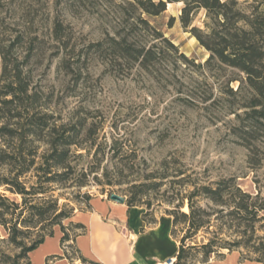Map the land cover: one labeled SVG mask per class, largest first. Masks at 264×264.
I'll return each mask as SVG.
<instances>
[{"label": "trees", "instance_id": "16d2710c", "mask_svg": "<svg viewBox=\"0 0 264 264\" xmlns=\"http://www.w3.org/2000/svg\"><path fill=\"white\" fill-rule=\"evenodd\" d=\"M175 2L184 3L180 14L183 27L210 52L204 67L210 72L239 71L237 76L227 77L221 89L230 97L232 112L238 118L239 111L245 115L239 130L251 139L260 138L258 131H264V0H123L121 7L128 30L109 35L92 46L106 53L112 63L138 65L150 72L162 60L172 64L177 60L192 62L144 17L158 16ZM202 10L203 28L194 25ZM64 36L61 21L54 19L45 30L42 19L24 0H0V187L23 197L22 202H17L0 192V225L8 230L9 240L21 247L15 264H33L30 253L47 237L54 236L56 225H61L63 231L60 242L64 254L47 257V264L61 258H67L70 264H103L85 257L75 244L86 226L73 221L74 214L60 208L57 198L40 195L47 193L52 183L66 185L73 179V157L83 144L81 138L95 132L81 109L66 115L58 112L54 91L45 90L35 81L38 66L49 48L56 49L54 55L66 50L62 65L66 70L72 69L70 57L74 49L68 50L69 38ZM48 41L53 44L47 45ZM234 81H239L236 88L231 86ZM30 174L34 181L28 177ZM169 176L163 173L160 178ZM164 182L155 181L149 186L159 188ZM170 182L180 185L175 194L180 201L168 211L171 234L179 243L176 264H206L212 255L223 259L232 251L240 253L241 261L264 263V234L260 233L264 231V195L260 189L255 194L245 191L237 176L209 181L182 177ZM139 198L132 194L126 203L129 207L142 206ZM185 202L188 211L182 210ZM150 214L145 211L143 219L148 224L157 223L158 219ZM63 219H71L78 230L75 235L62 224ZM179 226L185 231L180 238L176 232ZM226 230L234 237H225ZM201 231L211 235L201 243L188 245L187 240H194ZM32 232H36V237L28 244L25 239Z\"/></svg>", "mask_w": 264, "mask_h": 264}, {"label": "rangeland", "instance_id": "374dc122", "mask_svg": "<svg viewBox=\"0 0 264 264\" xmlns=\"http://www.w3.org/2000/svg\"><path fill=\"white\" fill-rule=\"evenodd\" d=\"M24 1L32 5L45 30L54 19L61 21L64 39L69 38L68 50L74 49L70 57L72 69L66 70L62 57L67 51L54 55L56 49L49 48L38 66L35 81L45 90L54 91L58 112L66 115L81 109L95 129L81 138L83 144L73 157V179L66 185L52 183L47 193L40 195L57 198L60 208L75 215L90 208L89 198H110L113 192L128 198L136 193L143 201L139 207L163 222L170 217L168 211L180 201L175 195L180 185L171 183L172 179L209 181L237 176L242 189L254 194L260 189L264 195V131H258V139L241 132L239 127L243 126L245 115L239 111L238 118L232 112L230 97L221 89L227 77L240 73L233 69L210 72L204 67L210 52L183 27V2L168 4L167 10L158 16L144 17L192 62L177 60L172 64L162 60L150 72L138 65L112 63L106 53L92 46L109 35L128 30L121 7L123 0ZM204 19L202 10L194 25L203 28ZM50 44L53 42L48 41L47 45ZM238 85L239 81L231 83L235 88ZM163 173L171 176L160 178ZM28 177L35 180L31 174ZM155 181L165 182L153 189L149 184ZM0 192L11 200H23L22 195L3 187ZM185 204L182 210L188 211ZM70 221L63 219L62 224L75 235L78 230ZM54 229L63 234L61 225ZM176 232L178 238L185 233L181 226ZM210 235L201 231L187 243H201ZM224 236L234 237L228 230ZM35 237L36 232H32L25 241L30 244ZM20 251L21 247L9 240L8 230L0 225V264H15Z\"/></svg>", "mask_w": 264, "mask_h": 264}, {"label": "crops", "instance_id": "0c3cea01", "mask_svg": "<svg viewBox=\"0 0 264 264\" xmlns=\"http://www.w3.org/2000/svg\"><path fill=\"white\" fill-rule=\"evenodd\" d=\"M91 208L77 211L74 221L86 226L77 235L75 244L87 258L103 264H158L176 256L179 243L172 236V218L148 224L142 217L145 212L139 206L129 207L111 198L96 196ZM60 230L49 236L30 255L33 264H47V257L63 255ZM51 264H70L67 258ZM209 264H264L258 261L240 260L238 251L228 252L223 259L212 258Z\"/></svg>", "mask_w": 264, "mask_h": 264}, {"label": "water", "instance_id": "95a60500", "mask_svg": "<svg viewBox=\"0 0 264 264\" xmlns=\"http://www.w3.org/2000/svg\"><path fill=\"white\" fill-rule=\"evenodd\" d=\"M110 198L115 200V201L121 202V203L125 202V200H126L125 196L118 194L116 192L111 193Z\"/></svg>", "mask_w": 264, "mask_h": 264}, {"label": "built area", "instance_id": "2783aa9c", "mask_svg": "<svg viewBox=\"0 0 264 264\" xmlns=\"http://www.w3.org/2000/svg\"><path fill=\"white\" fill-rule=\"evenodd\" d=\"M158 264H176V256L169 257L165 259L164 261L159 262Z\"/></svg>", "mask_w": 264, "mask_h": 264}, {"label": "bare ground", "instance_id": "6f19581e", "mask_svg": "<svg viewBox=\"0 0 264 264\" xmlns=\"http://www.w3.org/2000/svg\"><path fill=\"white\" fill-rule=\"evenodd\" d=\"M171 3H169V5H170Z\"/></svg>", "mask_w": 264, "mask_h": 264}]
</instances>
